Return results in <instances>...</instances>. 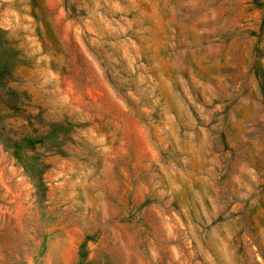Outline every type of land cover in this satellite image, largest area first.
<instances>
[{"label":"rangeland","instance_id":"obj_1","mask_svg":"<svg viewBox=\"0 0 264 264\" xmlns=\"http://www.w3.org/2000/svg\"><path fill=\"white\" fill-rule=\"evenodd\" d=\"M6 57L0 264H264V0H0Z\"/></svg>","mask_w":264,"mask_h":264},{"label":"trees","instance_id":"obj_2","mask_svg":"<svg viewBox=\"0 0 264 264\" xmlns=\"http://www.w3.org/2000/svg\"><path fill=\"white\" fill-rule=\"evenodd\" d=\"M10 60L6 57L0 64V136L3 137L4 142H8L11 137L8 136L6 129L10 128L17 119H23L27 116H21L25 113L23 109L24 91L16 86H12V81L9 79L10 76ZM23 117V118H22ZM6 120H12V123H7ZM48 135V133H47ZM43 137V136H40ZM30 140V145H34V141ZM13 148V155L17 154L19 147L15 144L11 146Z\"/></svg>","mask_w":264,"mask_h":264}]
</instances>
